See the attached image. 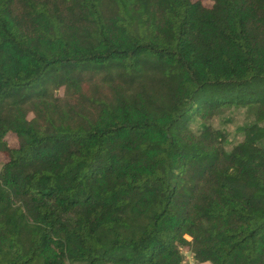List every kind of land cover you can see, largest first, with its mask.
<instances>
[{
  "label": "trees",
  "instance_id": "trees-1",
  "mask_svg": "<svg viewBox=\"0 0 264 264\" xmlns=\"http://www.w3.org/2000/svg\"><path fill=\"white\" fill-rule=\"evenodd\" d=\"M208 1L0 0V264H264V0Z\"/></svg>",
  "mask_w": 264,
  "mask_h": 264
},
{
  "label": "rangeland",
  "instance_id": "rangeland-1",
  "mask_svg": "<svg viewBox=\"0 0 264 264\" xmlns=\"http://www.w3.org/2000/svg\"><path fill=\"white\" fill-rule=\"evenodd\" d=\"M204 2L209 3L208 0ZM249 117V111L245 107H230L225 110L220 115L214 116L212 122L216 126H220L227 130L232 139H240L241 133L237 131V126L245 122ZM8 139L11 144L16 143L15 136L12 134L8 135ZM3 154L0 155V159H3ZM185 258L182 264H209L208 262H197L191 257L189 251L184 252Z\"/></svg>",
  "mask_w": 264,
  "mask_h": 264
},
{
  "label": "built area",
  "instance_id": "built-area-1",
  "mask_svg": "<svg viewBox=\"0 0 264 264\" xmlns=\"http://www.w3.org/2000/svg\"><path fill=\"white\" fill-rule=\"evenodd\" d=\"M184 252H186V250H184ZM191 255V254H190ZM191 257H192V255H191ZM193 258V257H192Z\"/></svg>",
  "mask_w": 264,
  "mask_h": 264
}]
</instances>
